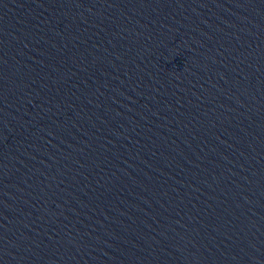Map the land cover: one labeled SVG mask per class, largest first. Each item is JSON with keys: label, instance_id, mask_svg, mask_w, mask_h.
Here are the masks:
<instances>
[{"label": "water", "instance_id": "95a60500", "mask_svg": "<svg viewBox=\"0 0 264 264\" xmlns=\"http://www.w3.org/2000/svg\"><path fill=\"white\" fill-rule=\"evenodd\" d=\"M0 264H264V0H0Z\"/></svg>", "mask_w": 264, "mask_h": 264}]
</instances>
